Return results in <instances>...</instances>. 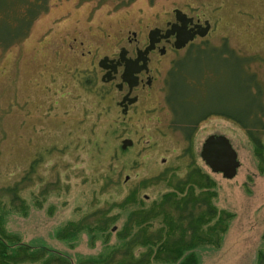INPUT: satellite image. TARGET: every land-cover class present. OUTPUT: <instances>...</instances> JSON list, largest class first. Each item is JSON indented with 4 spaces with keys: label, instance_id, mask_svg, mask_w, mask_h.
Returning a JSON list of instances; mask_svg holds the SVG:
<instances>
[{
    "label": "rangeland",
    "instance_id": "1",
    "mask_svg": "<svg viewBox=\"0 0 264 264\" xmlns=\"http://www.w3.org/2000/svg\"><path fill=\"white\" fill-rule=\"evenodd\" d=\"M39 8L31 0H0V229L30 244L38 264L52 253L94 256L108 241L94 243L88 231L68 229L70 223L83 229L113 217L108 232L114 242L133 210L128 198L135 194L136 207H148L200 168L217 183L215 205L234 217L219 247L198 250V264H260L264 159L232 116H244L247 108L256 113L258 106L262 129H251L264 141V91L251 88L257 82L245 74L240 58L208 50L179 68L164 67L159 88L125 120L115 104L117 92L101 83L83 84L90 75L84 72L87 62L76 72L78 63L64 66L50 55V43L65 32L87 28L88 8L66 5L37 14ZM67 12L70 19L56 26L55 19ZM235 23L234 43L251 51L256 29L251 37ZM252 69L264 86V66ZM213 134L227 136L238 153L240 167L232 179L212 172L201 157ZM126 138L134 143L123 149ZM15 187V193L8 191Z\"/></svg>",
    "mask_w": 264,
    "mask_h": 264
},
{
    "label": "flooded vegetation",
    "instance_id": "2",
    "mask_svg": "<svg viewBox=\"0 0 264 264\" xmlns=\"http://www.w3.org/2000/svg\"><path fill=\"white\" fill-rule=\"evenodd\" d=\"M31 2L33 7L40 6L37 14L51 13L66 5H72L76 11L88 8L87 28L65 32L57 41L50 43V55L61 60L64 66L68 60L78 63L76 72L84 71L79 63L87 62L84 72L90 75L83 84L91 88L101 83L117 92L115 104L125 120L137 113L143 99L158 87L164 67L176 65L179 68L181 61L208 50L219 51L223 57L232 54L239 57L245 74L257 82L251 88L260 93L264 91L258 72L252 69L257 65L264 66V0ZM100 18H106L111 24L107 27L97 21ZM68 19L70 12L57 17L55 24L59 26ZM32 21L33 17L29 22ZM238 21L251 37V31H257L253 37H257V43L251 51L234 43L233 31ZM225 28L229 32H224ZM55 29L51 27L50 34L53 35Z\"/></svg>",
    "mask_w": 264,
    "mask_h": 264
},
{
    "label": "trees",
    "instance_id": "3",
    "mask_svg": "<svg viewBox=\"0 0 264 264\" xmlns=\"http://www.w3.org/2000/svg\"><path fill=\"white\" fill-rule=\"evenodd\" d=\"M256 107V113L247 108L244 116L232 117L247 129L255 153L264 159V141L257 129H251V126L262 129L259 125L262 122L260 108ZM216 186V181L208 173L197 168L148 207L144 204L136 207L138 202L133 194L127 201L133 204V210L114 242L108 232L113 217L97 224H83L86 226L83 229H78L79 225L73 222L68 225L71 231H88L94 243L98 238L108 241L105 251L76 259L52 253L42 264H198V250L208 245L219 247L234 217L231 212L215 205ZM8 191L15 193L17 187ZM65 232L69 231L66 229L59 235ZM18 240L15 234L1 227L0 264H38L34 248L30 244L18 243ZM259 260L263 264L264 252L260 253Z\"/></svg>",
    "mask_w": 264,
    "mask_h": 264
},
{
    "label": "water",
    "instance_id": "4",
    "mask_svg": "<svg viewBox=\"0 0 264 264\" xmlns=\"http://www.w3.org/2000/svg\"><path fill=\"white\" fill-rule=\"evenodd\" d=\"M132 145V139H124L122 148L126 149ZM201 157L212 172L222 173L227 179L234 178L240 167L238 153L225 135L208 136L203 144Z\"/></svg>",
    "mask_w": 264,
    "mask_h": 264
}]
</instances>
